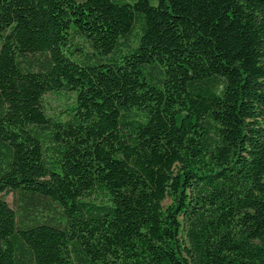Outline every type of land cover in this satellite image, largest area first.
<instances>
[{
	"label": "trees",
	"instance_id": "1",
	"mask_svg": "<svg viewBox=\"0 0 264 264\" xmlns=\"http://www.w3.org/2000/svg\"><path fill=\"white\" fill-rule=\"evenodd\" d=\"M0 264H264V0H0Z\"/></svg>",
	"mask_w": 264,
	"mask_h": 264
},
{
	"label": "rangeland",
	"instance_id": "2",
	"mask_svg": "<svg viewBox=\"0 0 264 264\" xmlns=\"http://www.w3.org/2000/svg\"><path fill=\"white\" fill-rule=\"evenodd\" d=\"M146 74L157 83L162 81L164 76L163 70L159 65H146L144 67ZM225 81L221 77H213L206 80H199L190 84V90L194 93H202L205 95L219 94L223 91ZM74 95L71 93L64 94H47L45 96V106L50 114L59 113L68 106L73 104ZM210 132L215 133L217 127L213 120L209 122ZM6 200L13 207L14 206V194L10 193L5 196ZM167 203V202H166Z\"/></svg>",
	"mask_w": 264,
	"mask_h": 264
}]
</instances>
